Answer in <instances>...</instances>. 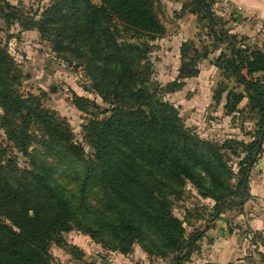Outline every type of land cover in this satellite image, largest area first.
I'll return each mask as SVG.
<instances>
[{
  "label": "trees",
  "instance_id": "obj_1",
  "mask_svg": "<svg viewBox=\"0 0 264 264\" xmlns=\"http://www.w3.org/2000/svg\"><path fill=\"white\" fill-rule=\"evenodd\" d=\"M159 2L50 0L38 15L18 17L23 29H35L51 43L57 57L82 66L111 106L84 128L89 154L65 120L37 96L19 91L21 72L0 43V264H58L49 248L66 247L63 234L73 229L122 253L134 242L150 251L144 239L153 233L175 252L173 263L183 264L203 234L185 237L172 211L187 183L214 200V219L226 203L243 208L250 198V171L264 150V78L254 76L264 74V51L225 31L213 0H191L183 8L196 15L205 37L196 35L199 45L195 37L181 43L177 78L158 89L148 52L166 32ZM206 59L220 72L213 99L224 98V114L257 115L249 141L201 138L161 95L196 76ZM236 175L234 189L230 180ZM93 190L97 205L87 203ZM248 231L264 245L261 233Z\"/></svg>",
  "mask_w": 264,
  "mask_h": 264
},
{
  "label": "rangeland",
  "instance_id": "obj_2",
  "mask_svg": "<svg viewBox=\"0 0 264 264\" xmlns=\"http://www.w3.org/2000/svg\"><path fill=\"white\" fill-rule=\"evenodd\" d=\"M159 1L158 15L166 32L150 42L148 52L151 79L159 83L158 89L177 78L181 64V43L195 37L198 44L196 35L200 34L201 39L205 37L202 23L198 24L194 16L183 8L191 0ZM49 2L50 0H0V43L6 45L21 72L19 91L24 96H37L44 108L65 120L72 130L74 140L81 143L89 154L92 150L85 138L84 128L93 118L108 115L111 106L93 88L82 66L57 57L48 40L41 38L35 29H23L18 20V17L38 15ZM213 2L212 10L221 17L217 12L220 10V0ZM223 21L225 26L226 21ZM248 39L244 37L246 45L250 43ZM222 48L223 46L211 54L210 59L219 55ZM199 69L200 75L198 73L183 79V85L175 91L162 92L163 98L178 109L184 125L201 138L218 144L231 138L249 141L256 129L257 115H236L234 118L224 115V98L221 102L213 99L218 84L216 81L220 79L219 70L212 69L208 59L200 61ZM77 102L84 108L80 109ZM246 102L243 99L240 105L244 106ZM1 140L4 141L2 129ZM33 147L36 145L30 146ZM38 148L41 149L39 145ZM227 152L229 153L228 150ZM17 156L19 163L23 164L25 158L19 153ZM237 177L238 175L230 180L234 189ZM97 197L94 190L89 191L87 203L97 205ZM232 199L236 200V197L232 196ZM214 203L213 199L200 196L190 183L173 201L172 211L183 222L185 237L203 231L196 246L191 249L190 259H186L183 264H264V245L248 231V219L243 216V208L238 203H226L217 219H214ZM63 238L66 247L52 244L49 248L53 263L174 264L175 252L167 249L153 233H148L144 239L151 243L150 251L134 242L128 253L103 247L88 234L76 229L65 232ZM157 248L164 249L166 254H158Z\"/></svg>",
  "mask_w": 264,
  "mask_h": 264
},
{
  "label": "crops",
  "instance_id": "obj_3",
  "mask_svg": "<svg viewBox=\"0 0 264 264\" xmlns=\"http://www.w3.org/2000/svg\"><path fill=\"white\" fill-rule=\"evenodd\" d=\"M219 6L220 10L217 12L226 21L224 30L236 35L238 39L243 36L249 38L248 45L264 51V0H220ZM191 15L194 20L197 19L196 15ZM209 64L212 69L218 71L215 65L210 62ZM200 74L201 72L198 75ZM254 76L264 78L262 73H255ZM247 185L250 198L243 206V216L248 219V227L261 232L264 238V150L251 168Z\"/></svg>",
  "mask_w": 264,
  "mask_h": 264
}]
</instances>
